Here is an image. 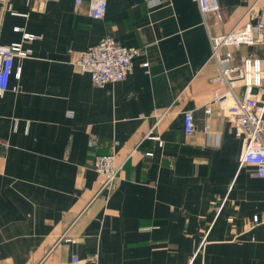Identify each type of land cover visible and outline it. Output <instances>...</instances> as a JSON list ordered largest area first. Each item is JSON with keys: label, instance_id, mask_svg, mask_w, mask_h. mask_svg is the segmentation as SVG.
<instances>
[{"label": "crops", "instance_id": "1", "mask_svg": "<svg viewBox=\"0 0 264 264\" xmlns=\"http://www.w3.org/2000/svg\"><path fill=\"white\" fill-rule=\"evenodd\" d=\"M159 2L107 0L102 20L87 0L0 3V45L27 53L0 96V264H264V180L238 167L210 45L245 14L264 23V0H217L222 20L206 21L197 0ZM106 38L139 52L124 80L96 87L74 62ZM230 51L233 66L264 61V43ZM158 119L159 141L146 138ZM114 141L123 170L97 195L93 158Z\"/></svg>", "mask_w": 264, "mask_h": 264}, {"label": "built area", "instance_id": "2", "mask_svg": "<svg viewBox=\"0 0 264 264\" xmlns=\"http://www.w3.org/2000/svg\"><path fill=\"white\" fill-rule=\"evenodd\" d=\"M5 1L0 0V3ZM84 1L74 0V3L79 6ZM106 1L87 0L89 16L95 20H102L106 13ZM145 1L151 7L160 3L159 0ZM197 3L204 20L205 16L210 13L217 20H222V12L217 0H197ZM246 15L242 16L225 34L210 37L211 57L216 60L218 65V75L214 80L223 82L229 88L227 95L230 97L231 104L225 108L226 118L232 122L235 134L243 139L238 167L240 169L250 166L254 169L255 176L264 180V93L258 97V94L253 92L254 89H264V61L247 59L241 66H233L230 63L232 58L230 48L237 49L243 45L252 46L264 43V23L260 21L246 22ZM34 38L35 36L32 35H24V39L27 40ZM21 48L19 44L0 45V96L8 90L14 59L27 56V53ZM222 50H225L223 55H221ZM138 52L135 48L129 49L112 38H106L84 50L75 60L74 66L79 72L89 74L94 86L103 87L106 84L122 81L131 74L133 59ZM237 82L242 83L245 88L242 98L238 97L235 92V83ZM224 97L225 94H216L213 102L220 105ZM205 113L212 114L210 106H207ZM183 119L184 132L186 136H191L194 133L192 112H184ZM158 121L159 119L146 138L159 141L158 137L151 135ZM88 145L93 147L94 142L90 140ZM117 146L118 142L114 141L111 152L105 155H96L93 158L92 167L99 177L97 195L104 191L111 192L123 170L124 163L117 161L115 151ZM256 220L254 218V221ZM61 239L66 242L73 241L65 235ZM96 261V256H90L84 260L86 264H96ZM73 262L79 263V260L74 257Z\"/></svg>", "mask_w": 264, "mask_h": 264}]
</instances>
